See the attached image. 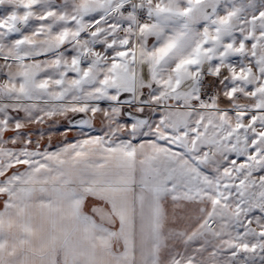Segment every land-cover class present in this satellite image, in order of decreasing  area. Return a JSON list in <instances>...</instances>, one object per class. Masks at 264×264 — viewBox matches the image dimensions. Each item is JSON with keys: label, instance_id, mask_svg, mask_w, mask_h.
I'll use <instances>...</instances> for the list:
<instances>
[{"label": "snow or ice", "instance_id": "snow-or-ice-1", "mask_svg": "<svg viewBox=\"0 0 264 264\" xmlns=\"http://www.w3.org/2000/svg\"><path fill=\"white\" fill-rule=\"evenodd\" d=\"M0 264H264V0H0Z\"/></svg>", "mask_w": 264, "mask_h": 264}]
</instances>
